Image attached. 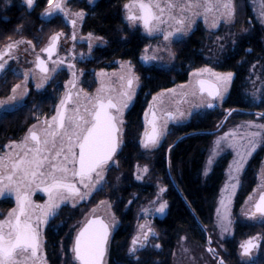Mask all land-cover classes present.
<instances>
[{"label":"trees","instance_id":"trees-1","mask_svg":"<svg viewBox=\"0 0 264 264\" xmlns=\"http://www.w3.org/2000/svg\"><path fill=\"white\" fill-rule=\"evenodd\" d=\"M236 1L241 5L242 15L232 26L230 35L223 38L222 29L209 33L199 23L189 36L174 43L175 60L167 68L149 66L141 61L140 54L148 40L139 31H131L123 24L122 9L128 0H98L93 6L84 0L72 1L87 11L85 31L108 42L107 48L97 50L87 67L104 68L117 59L129 60L137 70L141 88L126 114L123 145L117 155L119 165L107 176L106 192H99L88 205L73 209L64 207L47 228L45 249L49 264H76L71 249L78 228L76 223L82 219L80 210L101 198L113 202L120 221L109 245L108 264H171L176 241L182 234L198 243L204 242L203 228L211 224L227 161V156L222 157L211 173L204 175L215 135L212 130L222 115L212 109L195 113L188 123L172 128L161 147L147 154L140 144L143 113L153 95L187 82L197 69L211 67L235 75L222 107L224 111H234L233 121L258 117L264 123V115H258L264 113V26L255 17L252 0ZM46 7L47 0H35L33 11L27 14L31 25L27 36L38 33L39 13ZM25 11L19 0H0V48L17 37ZM64 26L63 18L58 16L48 21L44 32L60 31ZM65 79L58 75L44 93L31 91L24 106L0 118V146L21 136L35 119L51 114ZM261 79L263 84L257 92L253 91ZM18 81L19 78L12 77L11 87ZM263 156L264 144L244 173L236 198L238 208L254 188V174ZM142 163L148 165L149 171L138 181L136 168ZM159 186L165 189L163 197L167 208L161 216L153 217V209H148L147 213L152 217L158 237L133 256L128 249L135 226L143 218L139 219L138 214L154 198ZM241 226L240 223L236 226L237 237L251 231ZM157 244L159 248L155 247ZM231 250L235 252V248ZM258 264H264V254Z\"/></svg>","mask_w":264,"mask_h":264},{"label":"snow or ice","instance_id":"snow-or-ice-1","mask_svg":"<svg viewBox=\"0 0 264 264\" xmlns=\"http://www.w3.org/2000/svg\"><path fill=\"white\" fill-rule=\"evenodd\" d=\"M89 2L92 3L93 0H89ZM24 3L31 9L35 0H24ZM47 5L44 14L46 16H52L54 13L62 14L73 28L72 41H76L77 19L82 20L85 13L83 11L72 12L71 16L76 19L70 18L65 0H47ZM123 7L125 19L130 25L139 23L149 36L162 33L165 41H169L176 33H186L189 30L190 23L186 25L188 16L195 17L201 14L195 9L202 10L205 23L208 22V14L214 13L212 27H216L221 19L227 23L235 16L233 0H128ZM177 11L180 13L179 16L176 15ZM261 17L262 23H264V10L261 11ZM171 21H175L178 27L172 31H165L161 26L169 24ZM62 35L61 32L52 35L48 46L42 49L53 64L64 63L63 59L52 60ZM88 38L89 40L93 38L92 33H88ZM96 39L102 38L96 37ZM16 43L18 44L20 41ZM27 43L31 44V41H27ZM14 46V44L6 45V52H0V61H4V56L10 53ZM89 50H91V43H89ZM144 52L147 53L148 48H145ZM170 55L174 56V53H170ZM141 59L147 62L156 59V57L144 55ZM36 61L40 72L47 74L49 69L45 60L37 56ZM5 63L0 62V71H3ZM125 66L127 67L126 74L119 77L124 82V90L120 92L118 98L106 94L110 93L111 89L102 83L95 96L86 94L87 102L91 104V108L85 105L82 110L79 101L80 92H83V89L76 93L66 91L56 106L55 115L50 120L45 118L44 127L39 132L34 130L36 125H33L22 141L11 142L5 146L10 151L0 156V197H5L6 194L14 196L16 206L11 208L3 219H0V264H46V256L41 254V227L47 225L49 218L57 215L62 203L72 199V206L75 207V200L77 198L82 200L88 194L82 193L77 187V183L74 182L76 178H78V183L89 191L94 190L96 185L104 181L106 168L120 144L123 111L132 101L133 86L139 81V77L132 71L131 61L121 64L122 69ZM68 67L72 69L75 66L69 63ZM205 73H207L208 79L202 78ZM72 75L74 79L68 84L72 88H76V73L73 72ZM192 75L197 77L196 84L198 85L200 103L208 108L214 107L213 101L223 98V91L226 90L233 77L232 72L218 73L207 67L197 69ZM27 78V73H25V80ZM20 87L19 84L14 85L11 89L12 93L15 94ZM39 87L41 85L37 84V88ZM167 91L174 92L175 90L168 89ZM192 94L195 96L197 93L193 91ZM253 96H256L255 92ZM8 99H15V96ZM153 101H156L155 96ZM70 104L73 105L71 109L68 107ZM149 112L151 113L150 121L148 119ZM149 112L144 114L147 127L140 141L144 148L157 147L166 128V125L158 124L156 111L151 104ZM258 115H264V113ZM167 116L169 119L175 118L172 113H168ZM248 126L264 129V124H254L251 121L248 122ZM229 135L234 137L235 133L225 134V137L221 139H225ZM245 136L249 137L247 148L243 152L237 151V159L233 160V165L229 170L231 183L227 184L224 189L228 195L223 197L220 202L225 208L222 218L219 216V209L217 210L221 235L229 232L232 224L227 204L231 202L235 190L239 186V173L252 153L264 144V135L259 131L245 133ZM219 143L218 140L217 146ZM229 147L235 148L236 145L234 142H230ZM211 163L210 158L209 164ZM137 169L139 171V165ZM142 171L147 173V166ZM136 178L142 179V176L137 175ZM34 190H40L47 194L48 199L45 204L38 205L33 202L32 193ZM163 191L165 189L161 188V192ZM248 200H253V197L250 195ZM166 208L167 202H161L155 208V212L163 214ZM143 211L145 214L148 213V209ZM244 214L250 220L259 219L264 224V192H261L251 209ZM150 235H156L150 226L139 225V231L132 238L131 246L128 249L129 254L135 256L138 251L146 248ZM109 236L110 226L102 219L86 218L77 231L72 245L71 251L75 261L78 264H104ZM208 243L211 245V238ZM262 244H264V236L249 237L239 246L241 257H251L253 251L259 250ZM155 247L159 248L160 245L157 244ZM208 251L219 257V254L210 246ZM136 259L138 260L139 257ZM218 264H225V262L219 258Z\"/></svg>","mask_w":264,"mask_h":264},{"label":"rangeland","instance_id":"rangeland-1","mask_svg":"<svg viewBox=\"0 0 264 264\" xmlns=\"http://www.w3.org/2000/svg\"><path fill=\"white\" fill-rule=\"evenodd\" d=\"M19 1L21 2V5L23 4L26 11L23 14L24 22H23L22 26L19 28V31H18L19 33H18L17 37L15 39H13V44H17L16 42H18V41H20V43H22V44L18 49L11 52V55L13 57H15V59H16L15 62L12 64V69H14L16 73H18V76H16L14 74L15 75L14 77L19 78V81L15 85H17V84L21 85V87L17 89L15 94L11 93L12 96L14 95L16 97V99H15L16 102H18V103L22 102L23 95H26L30 86L33 85V86L37 87V84H40L41 87H44L47 84L55 81V79L58 75H60L61 77L64 76L66 78L64 81L65 88L70 87L71 85L68 84V82L74 79V77L72 75L73 72L76 73L75 77H77L76 82L78 85L86 84V85L91 86L94 89L92 96H95L97 89L100 88L102 86V83H103L104 86L111 89V92L106 93V94H111L113 97H117V98L119 97L120 92L124 90L123 89L124 82L121 81L119 79V77L121 75L126 74V72H127V67L125 66V68L122 69L121 64L123 62H127L128 60H116L113 62L114 63L113 67L108 66L106 68H102L99 70H91L93 72L90 74H87V75H85L87 72L84 70L83 67H81V65L76 70L75 68L69 69L68 66H62L61 64H50V70H49V73L46 75L47 78L45 79V74L40 73L35 68V66H36L35 59L38 56V54H40V52H41V49H39L37 47V44L40 43V41H41V37H39V35H41L42 33L36 32L31 36H29V35L27 36L28 32L30 31L29 29L31 26L30 20L28 19L27 14L29 12L33 11L34 5L31 9H29L27 7V5L24 3V0H19ZM72 1L73 0H65V6L67 9H69L70 18L76 19V17L71 16V13L76 12V11H83V10H80V8H78L75 5L76 2L72 3ZM84 1L88 5L92 6L98 0H93L92 3H90L89 0H84ZM80 2H81V0H80ZM233 3L235 5V16H234L233 20H231L230 22L225 23V21L223 19H221L216 27H212V21L214 19V13L208 14V22L205 23L202 10L201 9H195V11L201 12V14L198 16H195V17H192L190 15L188 16V18L186 20V25L188 23H190L189 30L186 33L185 32L176 33V35L173 36L172 38H170L169 41H165L163 39L162 33H156V34L149 36L147 33L144 32L142 25H140L139 23H137L135 25H130L129 22L125 19L124 7L122 9V18H123V20L126 21L128 27L130 29H139L144 35H146L147 37L150 38L147 41L146 47H145V48H148V52L145 53L143 50L141 57L144 55H150V56L154 55L156 57V59L150 60L149 61L151 63L150 65L167 68V67H170L175 60V54H174V56L170 55V53H174V48H173L174 43L186 38L187 36H189L195 30L196 26L199 23H201L209 33H215V32H218L219 30L222 29V37L223 38L224 37L226 38V36L230 35V31H231L232 26L236 23L237 19H239V16L242 15L241 5L236 0H233ZM252 4H253V8H254V14H255L256 19L258 20V23L260 25L264 26V23H262V17H261V11L264 10V0H252ZM44 12H45V10L43 12L39 13V16L41 17V19H43V21H45V26L47 25L48 21H50L51 19H53V17H55L57 14H59V13H54L52 16L45 17L46 15L44 14ZM83 12L85 13V15H84L82 20L77 19V24H76L77 26H76L75 30H76V35H78V40L80 42H82L81 47L79 46L80 49H82V46L84 45L85 42L88 43L87 44L88 48H89V43H91V50H89L87 48V57H92L93 49L96 48L97 46L104 45L105 41L103 39H96V37H99V36L95 35L94 33H92L93 38L91 40H89V38H88V33H86L83 36L80 35V31H79L80 25L82 24V22L84 21V19L86 17V12L85 11H83ZM176 15L177 16L180 15L179 11L176 12ZM65 24H66V26L68 25L67 19H65ZM68 27L69 26H67V28ZM161 27L165 31H172V30H174L175 27H178V25L175 24V21H171L169 24H164ZM65 31H66V36L63 39L62 43L66 47H73V45L75 43L69 42V41H72L70 38L72 33L70 31H68V29ZM52 35H54V34H52V32H47V33L44 32V34H42V36H43V39H42L43 47H45L46 45L49 44L50 38ZM27 41H31V44H28ZM75 45H74V47H75ZM36 47L38 49H36ZM0 50H3V48H0ZM59 57H63V54H60ZM65 60L69 61V59H65ZM141 61L144 63V60L141 59ZM132 66H133L132 71L134 72V74L136 76L139 77L135 66L133 64H132ZM202 68H205V67H202ZM207 68H211V67H207ZM195 71H193V72H195ZM213 71L218 72V73H227V72H219V71H216L214 69H213ZM25 73H27V76H28L27 80H25ZM192 73L190 74L189 80L187 82H185L183 84L176 85L173 88H170V89H174L175 90L174 92H169V91L165 90V91H162L158 94L153 95L151 97V99L149 100V103L146 106V109L144 110V113H143V131H142L141 139L143 137V133L145 131V128L147 127L145 119H144V114H145V112H149V105L150 104L153 106V109L156 111V114L158 115V124L166 125V128H165L164 134L161 137L160 143L157 147L144 148L141 145V149L145 153L151 154L153 151H155L159 147H161L165 143V141L167 140V137H168L169 133L171 132L172 128L188 123L191 120L192 116L199 111L209 110L204 104L200 103L198 85L196 84L197 77L193 76ZM234 77H235V75L233 73V77H232L231 81L228 83L226 90L223 91V98L222 99L218 98L217 100L213 101V103L216 104L217 107L212 108V110H218L222 116H221L220 120L218 122H216L215 127L212 130L215 135H214V138H213L211 145H210V148H209L208 156H207L206 163H205L204 175L208 176L211 173V171L213 170L214 165L220 159H222V157L227 156V161H226L225 167L223 169L224 170V176H223L222 184H221V187L219 190V195H218V198H217V201L215 204L211 224L209 226H205L203 228V233H204V237H205V240L203 243H198L196 241H193L186 234H182L181 237L176 241L175 248L172 252L171 264H218L217 257L214 256V254L212 252L208 251L209 246L212 249H214L216 251V253L220 254L222 259H224L226 261L229 260V262L227 261L228 264H255V262L257 260L258 252L260 249L255 251L253 253L252 257H241L239 246L243 241H245L246 239H248L251 236H255V235H261L262 236V235H264V224H262L259 221V219L250 220L244 214L245 212H247L251 209L253 203L255 202V200L258 199L261 192H264V187H262V185H264V156L260 162L259 168L255 171V174H254V179H255L254 188L251 191V193L244 199L243 203L241 204V206L239 208L237 207L236 198H237V195H238L240 187H241V183H242L244 173H245L250 161L255 156V154L257 152H259V150L261 149L263 144L260 147H258L256 149V151L253 152L252 155L247 159L246 164L244 165L242 171L239 173V177H238L239 186H238V188H236L231 202L227 204V209L230 213L232 224L230 226L229 232H226L223 235H221V232H220V227H219L220 219L218 218V215H217L218 209H219L220 218L223 217L224 212H225V208H224V206L221 205L220 202H221V199L223 197H226L228 195V193H226L224 191V189H225V186L227 184L231 183V181L229 179V170H230V167L233 165V160L237 159L236 153H237V151L243 152L247 148V141H248L249 137H246L245 133L259 131V132H261L262 135H264V129L251 128L248 126L249 121H251L254 124H264L258 117H256L253 120L247 119V120H241V121H233L232 115L234 114V111L229 112V111H224L222 109L225 100L228 98V96L230 94ZM202 78L208 79L209 77H208L207 73H205ZM212 79H214V78H212ZM258 79H259V77H258ZM260 84H263L262 79L260 80L259 84L256 85L257 88L253 91L257 92V89H258ZM66 85H67V87H66ZM140 88H141V82H140V78H139V81L137 83H135L133 86V92H134L133 99L129 103V106L126 109H124V111H123V116H122L123 124L120 125V128H121V133H120V136H121L120 145L121 146H120V149L123 145V135H124L125 124H126L125 117H126V114L128 113V111L130 110V108L133 106ZM77 89H79V88L77 87ZM253 89H254V87H253ZM193 91H196V93H197L195 96L192 94ZM154 96L156 97L155 102L153 101ZM205 97H206V93H205ZM197 105H199V106H197ZM168 113H172L175 118L169 119L167 116ZM180 113H183V115H180ZM150 114L151 113L149 112L148 119L150 117ZM35 125H36L35 129H37V130L42 129L39 124L38 125L35 124ZM230 133H235V136L233 137L232 135H229V136H227V138L221 139V138L225 137V134H230ZM25 136L26 135H24L23 138ZM23 138L21 140L17 141V143L22 141ZM141 139H140V141H141ZM218 140L220 141L219 146H217ZM230 142H234L236 147L235 148L229 147ZM169 148H170V146H169ZM120 149H119V152H120ZM117 155H118V153H117ZM210 158L212 160L211 164H209ZM118 165L119 164H118V160H117V156H116L112 161L109 162V165L107 166L106 171L104 173V178L106 176H108L109 172L113 168H117ZM145 166H147V168H148V165L146 163H142L139 165V171L136 168L135 176L136 177H137V175L142 176V179L136 178L138 181H142L144 176H146V174H147V173H144L142 171ZM148 171H149V168H148ZM205 173H207V174H205ZM233 174H234V169H233ZM105 181L106 180L104 179V181L101 184L96 185L95 189L100 188V186L107 187L108 182H106V186H105ZM161 188H162L161 186L158 187L156 195L154 196V198L151 201H148L146 203V206L144 208V209H153V212H152L153 217L154 216H161L164 214V213L161 214V213L155 212V208L158 207L161 202L166 201L163 197L164 191L161 192ZM95 189L91 190V191L88 190L86 192H83V193H88V194L82 200L77 198L75 200V207L72 206V204H73L72 199H69V200L65 201L64 203H62L60 207H63V205L69 204V205H71V207H69V206L68 207L73 209V208H79L84 204L88 205L89 203H91V201L99 193L98 192L91 199L89 192L91 194L92 192L95 191ZM7 195H9V194H6L5 196H7ZM250 195L253 197V200H251V201L248 200V197ZM101 201H104V203H101ZM144 209H142L138 214L139 219L141 217H143V218H141L142 220L137 222V224L135 226V231H134L133 237L137 235V233L139 231V225L147 224L156 233V235H150L149 236V240L147 242V246H148V245L152 244L153 238L158 237V235H157V232L152 225V220H151L152 217H148L147 214H145V212L143 211ZM80 213H81L82 219L76 223V225L78 227L76 230V233L79 230V228L82 226V222L86 218L89 219L92 217L103 218L109 224V226L111 228V236H113L115 231L120 226V221L117 218L115 211H114V204H113V202H111L107 198H101V199L96 200L94 202V204H92V205L90 204L89 207L87 206L85 209H81ZM3 218H0V219H3ZM239 223L242 226L250 228L251 231L248 230V232H245L244 235H241L240 237L235 236L236 226ZM76 233H75V235H76ZM41 237H42L41 254L43 256H46V264H49L46 249H45V235H42ZM209 238H211V245H209V243H208ZM109 245H110V243H109ZM109 245H108V249H109ZM234 248H235V252L233 250H231ZM75 263L78 264L77 261H75ZM104 264H108V253H107V256L105 257Z\"/></svg>","mask_w":264,"mask_h":264},{"label":"flooded vegetation","instance_id":"flooded-vegetation-1","mask_svg":"<svg viewBox=\"0 0 264 264\" xmlns=\"http://www.w3.org/2000/svg\"><path fill=\"white\" fill-rule=\"evenodd\" d=\"M22 6H23V4H22ZM80 10L85 11L86 12V16H87V11L84 8H80ZM58 16L63 18V23L66 26V24H65V19L66 18L64 16H62V14H60V13L57 14L55 17H53V19H55ZM45 17H47V16H45ZM53 19H51V20H53ZM85 21H86V17H85L84 21L82 22V24L80 25L79 31H80V35L81 36L85 35L86 33H93V32H89V31H85V29H84ZM123 24L125 26H127V28L129 30H131V31H139L141 33V35L144 38H146V40H149L150 39L149 37H147L146 35H144L139 29H130L128 27V25H127V23H126L125 20H123ZM44 26H45V21H43V19H41V17H40V27L38 29V33L44 34ZM65 26H64V28L62 30H60V32L62 31L61 33H63V35L60 36V38H59V43H58V46H57V51L53 55L52 60L63 59L64 63L61 64L62 66H68V64L71 63V64H73L75 66L74 68L76 70L81 65V67H83L84 70L87 72L85 75L92 73L93 71H91V70H99V69H102V68H88L87 66L90 64L89 62H92L93 61L92 60L94 58L93 56L95 55V53L97 52V50L107 48L108 42L103 37H101V36H99V35H97V34L94 33L95 35L101 37L105 41V44L102 45V46H97L96 48H94L93 49V52H92L93 53L92 54V57H87V48H88V45L87 44L88 43L85 42L84 45L82 46V49H80L79 46L81 47L82 42H80L78 40V35H76V37H77L76 41H69V42L75 43L76 44V45L74 44L75 47H74V45H73V47H66V46L63 45L62 41H63V39L66 36V31L65 30L68 29V31H70L71 33L73 32V28H72V26H71L70 23H68V25H67V26H69L68 28H67V26L66 27ZM50 32H52V34H55V33L59 32V30L52 29V30H50ZM75 33H76V30H75ZM42 34L39 35V37H41V41H40V43L37 44V47L39 49H41V52H40V54H38V56H40L41 59H43V60L46 61V65H47L48 69L50 70V64H53V63L50 60H48L47 54L42 51V49H44L45 47L48 46V45H46L45 47H43V41H42L43 36H42ZM70 38H71V36H70ZM8 44H13V40L12 41H9L7 44H5L4 47H3V50H0V52H6V45H8ZM21 44L22 43L14 44L15 46L12 48L11 52L12 51H15L16 49H18L21 46ZM37 47H36V49H38ZM145 47H146V45L144 46L143 50L145 49ZM143 50H142V52H143ZM11 52L8 53V54H6L4 56V61H0V62H6L3 71H0V102H2V103H0V118L2 116L6 115L8 113L14 112L17 109H19L22 106H24L26 104V102H27V98H28V96H29V94H30L31 91L34 90L38 94L44 93V91L47 90V88L51 84V83H49L46 86L39 87V88H37L36 86H33V85L30 86L29 89H28V91H27V93H26V95H23V100L20 103H18V102L15 101L16 97H15V99H11V100L8 99L10 96H12L11 95V93H12L11 89L13 87H11V84H10L11 83V80H12V77H14L15 75L18 76V73H16L15 70L12 69V64L15 62L16 59H15V57H13L11 55ZM142 52L140 54V58H141ZM60 54H63V57H59ZM64 58L65 59H69V61L65 60ZM117 60H122V59H117ZM35 62H36V66H37L36 59H35ZM113 64L114 63L111 62V63H109L107 65V67L108 66H112L113 67ZM144 64H147L149 66H153V65H150L151 63L149 61H147V62L144 61ZM36 66H35L36 70L40 72V70H38ZM104 68H106V67H104ZM42 74H45V73H42ZM47 74H45V75H47ZM76 79H77V77H75V80ZM77 87L79 89H77ZM81 89H83V92H80ZM60 91H61L60 98H59V101L56 104V106L59 104L60 99L63 98V96H64V94H65L66 91H72L73 93L80 92V101H79V103L81 104L82 110H83V107L85 105L87 107L91 108V104L87 102V96H92V93L94 91V89L91 86L86 85V84L78 85L77 82H76V88H72L71 86L68 87V88H65L64 82H63V84L61 85ZM86 94H87V96H86ZM74 99H75V96H74ZM56 106L54 107L53 111H51V114H45L41 118L35 119L32 122V124L28 127V129L21 136H19L18 138L14 139V140L6 141L3 145H1L0 146V156L4 155L5 153H7V152L10 151V149H8L7 147H5L6 145H8L11 142H17V141L21 140L24 135H27L28 134V130L30 128H32L33 125H35V124L38 125L39 124L41 126V128H43L44 127V120H45V118H47L48 120H50L51 117L53 115H55ZM68 107L71 109L73 107V105L70 104ZM47 111L49 112L50 109H47ZM150 116H151V114H150ZM149 119H150V117H149ZM34 130H36L37 132L40 131V130H37V129H34ZM120 141H121V136H120ZM120 146L121 145L119 144V149H120ZM119 149H118V152H119ZM117 153L113 157V159L117 156ZM104 179L106 180L105 181V186H106L107 176ZM74 182L77 183V187L80 188V190H81L82 193L88 191V189L83 188V186L78 183V178H76L74 180ZM98 192H102V194H104L106 192V187L100 186V188L95 189V191L92 192L91 194L89 192L90 198L92 199ZM47 199H48L47 194L44 193V192H42V191H40V190H34L33 193H32V200H33V202L35 204L43 205V204H45V202L47 201ZM15 206H16V204H15V197L14 196L7 195L5 197H0V218L5 217L7 215V213H8V211L11 208L15 207ZM68 206L71 207V205H69V204L63 205V207H60V209L57 211V215L60 213V211L64 207H68ZM55 217L49 218L48 224L47 225H43L41 227V236L42 235H45V232H46L47 228L50 226L51 222L55 219ZM262 236H264V235H262ZM111 239H112V236H111ZM110 242H111V240H110ZM107 250H108V248H107ZM255 251H257V250H254L253 253ZM253 253H252L251 257L253 256ZM263 254H264V244H262V246H261V248H260V250L258 252V256H257V260H256L255 264H258V261L263 256ZM219 258H221L220 254H219V257H217L218 262H219ZM227 261L229 262V260H227ZM227 261L224 260L225 264H228Z\"/></svg>","mask_w":264,"mask_h":264},{"label":"water","instance_id":"water-1","mask_svg":"<svg viewBox=\"0 0 264 264\" xmlns=\"http://www.w3.org/2000/svg\"><path fill=\"white\" fill-rule=\"evenodd\" d=\"M46 62V61H45ZM37 67V66H36ZM38 70H39V68H37ZM217 107V105L216 104H214V107H212V108H216ZM208 108V107H207ZM212 108H208V109H212ZM157 117H158V115H157ZM151 120V116H150V119H149V121ZM119 139H120V137H119ZM118 149H119V147H118ZM118 149H117V151H116V153L118 152ZM116 153H115V155H116ZM114 155V156H115ZM113 156V157H114ZM92 218H99V219H102L106 224H108L103 218H101V217H92ZM92 218H89V219H92ZM109 225V224H108ZM110 240H111V228H110V236H109V238H108V244H107V248H108V245H109V243H110ZM107 252H108V250H107ZM107 252H106V255H107ZM106 255H105V257H106ZM105 257H104V259H105Z\"/></svg>","mask_w":264,"mask_h":264}]
</instances>
